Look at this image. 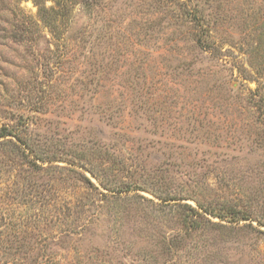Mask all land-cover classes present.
<instances>
[{"label":"rangeland","instance_id":"rangeland-1","mask_svg":"<svg viewBox=\"0 0 264 264\" xmlns=\"http://www.w3.org/2000/svg\"><path fill=\"white\" fill-rule=\"evenodd\" d=\"M0 264H264V0H0Z\"/></svg>","mask_w":264,"mask_h":264},{"label":"trees","instance_id":"trees-1","mask_svg":"<svg viewBox=\"0 0 264 264\" xmlns=\"http://www.w3.org/2000/svg\"><path fill=\"white\" fill-rule=\"evenodd\" d=\"M0 134H5V133L2 132V133H0Z\"/></svg>","mask_w":264,"mask_h":264}]
</instances>
